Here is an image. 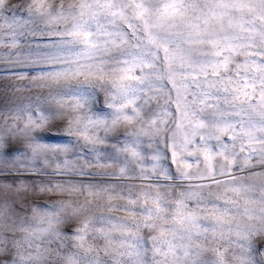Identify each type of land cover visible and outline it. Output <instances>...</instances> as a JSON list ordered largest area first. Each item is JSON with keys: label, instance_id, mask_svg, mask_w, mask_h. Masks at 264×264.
I'll return each instance as SVG.
<instances>
[{"label": "snow or ice", "instance_id": "snow-or-ice-1", "mask_svg": "<svg viewBox=\"0 0 264 264\" xmlns=\"http://www.w3.org/2000/svg\"><path fill=\"white\" fill-rule=\"evenodd\" d=\"M0 264H264V0H0Z\"/></svg>", "mask_w": 264, "mask_h": 264}]
</instances>
